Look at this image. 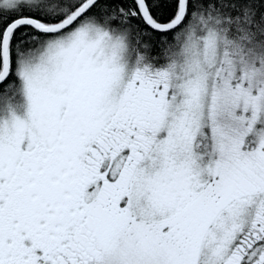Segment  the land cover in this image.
Returning a JSON list of instances; mask_svg holds the SVG:
<instances>
[{
	"label": "snow or ice",
	"instance_id": "snow-or-ice-1",
	"mask_svg": "<svg viewBox=\"0 0 264 264\" xmlns=\"http://www.w3.org/2000/svg\"><path fill=\"white\" fill-rule=\"evenodd\" d=\"M0 264H264V0H0Z\"/></svg>",
	"mask_w": 264,
	"mask_h": 264
}]
</instances>
